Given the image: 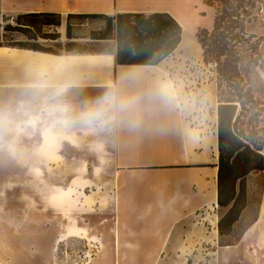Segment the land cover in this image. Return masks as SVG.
<instances>
[{"label":"rangeland","instance_id":"374dc122","mask_svg":"<svg viewBox=\"0 0 264 264\" xmlns=\"http://www.w3.org/2000/svg\"><path fill=\"white\" fill-rule=\"evenodd\" d=\"M232 2L243 6L247 19L253 21L248 27L254 28L258 36H264L261 19L264 0ZM222 6L220 1L216 2V8ZM214 13L215 9L210 8L204 15H197L199 27L210 29ZM16 17L0 15L3 47L28 42L21 33L4 30L5 26L16 25ZM190 17L186 19L190 30L185 33L176 57H191L180 72L187 76L184 78L187 96L193 101L197 125L205 126L212 136L219 101L230 98L231 91L219 81L212 67L204 64L201 46L193 34L196 23ZM83 24L81 33L105 28V23L99 21ZM46 30L60 32L62 28ZM64 42H68L67 38ZM257 43L253 39L250 44L258 46ZM114 44L104 42L95 48L110 51ZM246 46L241 49L245 59L243 68L249 72L250 83L262 105L258 106L259 110L246 112L243 121L246 124L249 119L254 120L259 138H264V72L250 63L255 53ZM54 48L59 50L57 46ZM261 48L258 53H262ZM207 74L210 85L203 89L202 78L207 79ZM91 98L90 94L57 90L0 88V264H116L118 261L114 248L113 143L104 139V131L94 134L95 131L84 127L86 122L73 124L72 121L80 116L81 104ZM221 215L219 208L195 215L192 223L175 233L179 247L176 251L167 249L160 264H185L188 257L187 264H264V172L249 177L248 207L234 234L223 239L216 233V222ZM231 245L237 247L230 250Z\"/></svg>","mask_w":264,"mask_h":264},{"label":"crops","instance_id":"0c3cea01","mask_svg":"<svg viewBox=\"0 0 264 264\" xmlns=\"http://www.w3.org/2000/svg\"><path fill=\"white\" fill-rule=\"evenodd\" d=\"M209 9L205 0H0V15L60 14L63 45L70 14L167 13L183 28L177 50L157 66L117 65L115 47L107 54L64 50L51 54L0 45L10 49L0 52V88L91 95L72 121L86 122L84 127L94 134L104 131V139L113 143L116 264H160L167 249L179 247L176 232L199 212L219 208L218 118L212 136L205 126L197 125L193 101L187 96V76L180 72L191 57H176L190 30L187 16L196 23L197 39L201 29H208L199 27L198 16ZM83 26L77 24L74 41H90L91 31L79 32ZM208 85L207 74L202 88ZM110 91L116 94V105L106 106L99 118L90 116L95 102ZM133 221L139 224L131 226ZM189 261L190 257L183 263Z\"/></svg>","mask_w":264,"mask_h":264},{"label":"trees","instance_id":"16d2710c","mask_svg":"<svg viewBox=\"0 0 264 264\" xmlns=\"http://www.w3.org/2000/svg\"><path fill=\"white\" fill-rule=\"evenodd\" d=\"M217 1L223 4L221 8H216ZM205 4L215 9V13L213 28L201 29L197 34L203 61L231 91V97L222 98L217 107V204L222 212L218 233L223 239L232 235L248 207L249 177L253 173L264 172V138H259L254 120L249 119L246 124L243 121L246 112L259 110L258 106L262 104L256 97L253 83H250L249 72L243 68L245 59L241 53V49L248 45V50L255 53L250 57V63L264 72V36H258L252 30L254 28L248 27L253 21L247 19L243 6L232 0H205ZM261 19L264 22V18ZM14 20L16 25L5 26V32H19L28 42H17L10 47L51 54H59L61 50L76 54H107L112 50H99L95 46L113 42L117 65L157 66L177 50L183 37L179 22L167 13L70 14L65 45L60 42L59 32L46 30L61 27L60 14H18ZM85 21L104 22L105 28L92 30L90 41L86 43L74 41V29ZM253 39H257L258 46L250 44ZM50 42L58 44H46ZM260 47L262 53H258ZM256 76L262 79L261 74L256 73Z\"/></svg>","mask_w":264,"mask_h":264},{"label":"clouds","instance_id":"9594fccd","mask_svg":"<svg viewBox=\"0 0 264 264\" xmlns=\"http://www.w3.org/2000/svg\"><path fill=\"white\" fill-rule=\"evenodd\" d=\"M117 103V98L115 92H108L103 97L98 99L95 102V110L89 113L90 116L99 118L104 114V110L106 106H114Z\"/></svg>","mask_w":264,"mask_h":264},{"label":"bare ground","instance_id":"6f19581e","mask_svg":"<svg viewBox=\"0 0 264 264\" xmlns=\"http://www.w3.org/2000/svg\"><path fill=\"white\" fill-rule=\"evenodd\" d=\"M9 50H10L9 48H4V49H0V52H8Z\"/></svg>","mask_w":264,"mask_h":264}]
</instances>
